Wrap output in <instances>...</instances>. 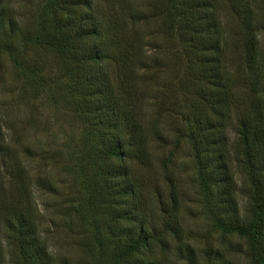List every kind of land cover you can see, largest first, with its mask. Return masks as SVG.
Listing matches in <instances>:
<instances>
[{
	"label": "trees",
	"instance_id": "1",
	"mask_svg": "<svg viewBox=\"0 0 264 264\" xmlns=\"http://www.w3.org/2000/svg\"><path fill=\"white\" fill-rule=\"evenodd\" d=\"M20 16L0 0V50L29 83L40 76L45 92L66 83L92 137L75 151L86 158L77 163L86 194L71 211L89 214L97 264H166L170 233L181 259L200 261L192 245L183 250L178 188L170 179L160 189L176 151L160 161L164 172L153 158L171 141L188 146L202 185L218 197L207 210L216 227L246 242L233 259L209 247L204 264H239L236 256L264 264V0H38L32 26ZM157 31L176 45L158 46ZM33 50L40 57L30 64L24 55ZM169 52L175 67L159 56ZM166 115L172 140L161 127ZM7 128L0 109V234L14 264H56L34 197L35 185L50 183L31 175L18 151L25 145L14 147Z\"/></svg>",
	"mask_w": 264,
	"mask_h": 264
},
{
	"label": "rangeland",
	"instance_id": "2",
	"mask_svg": "<svg viewBox=\"0 0 264 264\" xmlns=\"http://www.w3.org/2000/svg\"><path fill=\"white\" fill-rule=\"evenodd\" d=\"M7 1L21 15L24 27L32 26L38 0ZM144 26L148 32L155 31L148 24ZM154 35L158 46L165 44L174 47L176 45L175 42L166 39L161 32L157 31ZM261 38L264 49V37ZM153 45L146 47L150 54L157 52H153ZM160 55L164 56L163 60L169 64L168 66L175 67L173 54L169 52L168 55L159 53ZM39 57L38 50L28 51L24 55V59L30 64L38 63ZM163 74L167 76V73ZM28 81L23 72L14 66L9 54L0 50V109L8 122L6 132L9 138H12L14 147L21 146V143L26 149L31 147L29 150H18L31 175L34 178L42 176L50 183V187L35 185L34 188V197L39 207L41 235L49 245L56 264H97L96 257L87 248L90 243L89 230L91 231L89 214L71 211L73 205L82 202L86 194L84 178L77 170V163L80 165L82 161L86 164V158L84 159L82 154L77 156L75 151L78 146L83 150L85 144L90 145L92 137L83 131L80 117L73 112L69 103L72 95L66 83L58 79V85H54L52 89L45 92L41 89L40 76L37 79H31L32 83ZM154 117L153 107H149L148 126H151ZM161 122L163 133L170 134L172 140L175 136L168 131L172 118L166 115ZM230 134L234 136L231 131ZM170 149L176 152L172 155V161L167 163V177L166 173L161 176L160 189L167 191L172 183H175L178 188L181 201L178 214L183 232L182 243H185L183 250L187 251L189 245H192L195 248L196 258L200 260L198 264H204L207 260L205 251L209 247L215 250L220 249L223 255L232 258L236 244L240 243L245 248L246 242L239 240L236 236L223 233L207 213L210 206L219 202L218 197H214V193L212 195L202 185L188 146L182 141L180 143L171 141L163 152L157 148L156 156L153 158L157 163L156 168L164 172L165 168L160 161L163 156L170 154ZM74 168L77 171H74ZM236 179L239 186L244 183V176L237 168ZM237 199L242 212L246 211L248 207L246 194L239 190ZM168 240L171 247L164 255L168 257L165 263L187 264L177 253V246L181 242L175 233H170ZM235 259L239 264H249L245 256H236ZM0 264H14L11 249L2 233L0 234Z\"/></svg>",
	"mask_w": 264,
	"mask_h": 264
}]
</instances>
